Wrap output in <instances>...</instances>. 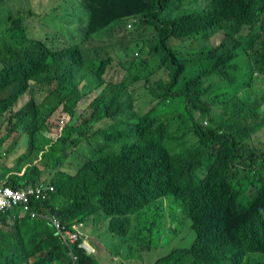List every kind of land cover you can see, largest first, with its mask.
I'll use <instances>...</instances> for the list:
<instances>
[{"label":"trees","instance_id":"obj_1","mask_svg":"<svg viewBox=\"0 0 264 264\" xmlns=\"http://www.w3.org/2000/svg\"><path fill=\"white\" fill-rule=\"evenodd\" d=\"M76 1L81 40L109 43L64 39L61 49L54 44L63 40L58 34L32 38L22 13L3 11L7 0H0V118L10 112L19 120L8 135H21L10 153L21 127L33 151L18 155V165L2 168L0 177L13 173L8 184L14 187L38 183L21 174L30 163L41 174L50 159L56 190L36 208L68 225L102 215L120 234L140 215L148 222L146 208L173 195L197 237L154 264H264V152L252 144L264 129V88L257 89L264 82V0H192L193 6L188 0ZM132 18L140 38L127 27ZM222 31L224 39L214 45L211 39ZM183 40L190 51H182ZM133 42L137 51L127 60L114 54L117 46L128 54ZM115 68L118 75L109 77ZM33 81L47 96L14 113ZM221 85L226 113L215 118L220 96L213 93ZM90 92L97 95L78 115ZM60 109L68 122L55 125ZM54 128L61 131L55 143L45 137ZM6 141L1 138L0 147ZM74 146L77 170L69 174L59 162L62 156L69 161ZM78 244L74 263L47 220L21 216L20 207L0 212V264H100Z\"/></svg>","mask_w":264,"mask_h":264},{"label":"rangeland","instance_id":"obj_2","mask_svg":"<svg viewBox=\"0 0 264 264\" xmlns=\"http://www.w3.org/2000/svg\"><path fill=\"white\" fill-rule=\"evenodd\" d=\"M7 0V5L4 6V10L7 12H21L23 17L26 19V25L28 27V33L30 37L36 39H47L54 38L56 33L61 34L64 39L72 42L79 43L82 46L105 44L109 42H104L100 40H87L83 42L81 37L84 35V30L81 25L82 21L80 20L81 7L76 0ZM187 5L193 6L192 0L187 1ZM32 14H31V13ZM131 30V35L136 38H140L142 31L129 28ZM121 36H124V33H120ZM148 37L151 35V30L147 31ZM225 37V32L217 34L211 39V42L214 45L219 44ZM59 41L54 40V44L58 48H63L67 42L65 40ZM125 39H128V36H125ZM153 36H151L150 41H152ZM176 39H172L171 43L174 44ZM118 39H115L114 42H117ZM56 42V43H55ZM143 41H140L142 44ZM136 42H133L129 46L128 54L120 51L116 48L114 54H118L122 59L127 60L129 55L132 54V50L136 49ZM182 51H190V41H182ZM260 54L259 56H261ZM144 57H147L146 55ZM118 75V70L115 68L110 71L109 77H115ZM58 84H55L53 89H56ZM94 86H92L93 88ZM264 82L259 81L257 83V89H263ZM226 89L223 85L219 86L217 90L213 93V97L220 96L216 98V104L213 107V116L215 118H220L226 113L225 105L222 104L224 98L223 94ZM253 94V92H250ZM97 95V92H90L88 95L83 98L78 106L76 111L78 115L82 114L85 109L88 107L89 103ZM247 95V94H246ZM47 96V93H38V98L42 100ZM1 99V98H0ZM126 116H131L132 113L129 110L125 111ZM13 114L7 112L0 118V139L7 137V144L0 147V161L4 164H7L13 158V154L19 153L16 151L20 145L24 148V153L31 152V147H29V137L24 136L25 133H28L24 127L22 129V142L10 153L12 146L21 136L19 133H14L9 137V133L15 128V125L19 120L12 119ZM63 120V122H62ZM51 122L55 125H62L68 122L66 114H63L62 109L58 110ZM209 119L204 120L203 125L205 127L209 126ZM99 126H104L100 124ZM212 126H216V123H213ZM62 127V126H60ZM45 137L48 139H53L55 143L58 138L61 137V131H58L56 128L50 130L45 134ZM253 147H255L260 153L264 152V129L259 131L253 136L252 141ZM38 147H41V143L36 144ZM67 146L66 151L69 149ZM45 148V146H44ZM46 149H43L38 152V156L41 157L46 154ZM33 152V151H32ZM69 161H64V156H62L59 164L62 167H65L69 174H75L76 168L73 166V160L77 158L76 147L69 153ZM46 161V162H45ZM41 165V174H37L34 170L36 164L30 163L26 167H29V172L24 174L25 171L21 174L24 179L32 181L36 178L38 181L44 183H50V179L54 177L56 169H54L53 163L50 159H45ZM41 160H37L36 163H41ZM18 165V161H16ZM16 179H12L13 183ZM9 180L2 179L1 182L8 183ZM242 202L247 204L246 199H242ZM158 207V208H157ZM143 216H147L149 221L145 224L143 223L142 216L133 222L127 227L124 232L117 230L116 232L111 230L110 219L105 218L102 215H97L89 222L88 220L79 226V231L83 242L88 246L86 251L93 256V258L100 264H153L158 259L166 256L172 249L176 246H185L188 247L192 245L195 241V232L190 228V221L187 218V213L184 207H180L179 201L173 196L169 195L166 199L162 201L158 200L156 203L151 204L146 208L145 212L142 213ZM152 223V225H149ZM147 228V229H146ZM90 248V250H89ZM106 253L104 256H102ZM130 255L136 256L133 260L134 263H124V259ZM113 257L121 258L120 261L113 259Z\"/></svg>","mask_w":264,"mask_h":264},{"label":"built area","instance_id":"obj_3","mask_svg":"<svg viewBox=\"0 0 264 264\" xmlns=\"http://www.w3.org/2000/svg\"><path fill=\"white\" fill-rule=\"evenodd\" d=\"M137 20V18H132L128 23V28H132ZM55 190L54 184L42 181L28 187H13L6 185L0 180V212L21 207L24 214H30L33 218L47 220L62 244L68 248L69 255L75 263L77 256L73 249L81 239L79 225H68L63 222L59 215L48 210H38L36 208L39 203L49 200ZM78 247L84 248L85 245H78Z\"/></svg>","mask_w":264,"mask_h":264},{"label":"clouds","instance_id":"obj_4","mask_svg":"<svg viewBox=\"0 0 264 264\" xmlns=\"http://www.w3.org/2000/svg\"><path fill=\"white\" fill-rule=\"evenodd\" d=\"M131 21V20H130ZM138 21V20H137ZM129 23V22H128ZM137 23V22H136ZM136 23H134V25L136 24ZM133 25V26H134ZM127 27H128V24H127ZM129 29V28H128ZM56 34H58V33H56ZM58 35H60V36H62L61 34H58ZM63 37V36H62ZM64 39V38H63ZM66 40V39H65ZM137 55V54H136ZM2 64L0 63V70L2 69ZM32 87H31V89L29 90V92H27L26 94H24L19 100H18V102L15 104V106L13 107V112L14 113H17V112H20V111H22L23 109H25L27 106H28V104L32 101V99H33V97H35L39 102H42L44 99H45V97L42 99V100H40L39 98H38V93L39 92H42V90L40 89V87L39 86H37V84L35 83V81H33L32 83ZM43 93V92H42ZM16 133V132H15ZM14 133H12V134H10V136L9 137H11L12 135H13ZM24 135H27V136H29L28 134H24ZM23 138V136L21 137V139ZM7 144V141L6 142H4L3 143V145H6ZM18 155H22V154H20V153H17V154H15V155H13V157L14 158H16V161H17V156ZM41 165V164H40ZM0 173H1V164H0ZM3 178H1L0 177V180H2ZM41 182V181H40ZM36 184V183H35ZM6 185H8L9 186V184L6 182ZM32 185H34V184H32ZM32 185H30V186H32ZM14 187V186H13ZM21 187H28V186H21ZM175 197V196H174ZM176 198V197H175ZM177 199V198H176ZM178 200V199H177ZM179 201V200H178ZM179 205H180V207H182V205H181V203H180V201H179ZM21 208V207H20ZM184 209H185V207H184ZM12 210V209H11ZM8 211V210H7ZM7 211H4V212H7ZM186 211V210H185ZM186 213H187V211H186ZM24 215H26V214H24L23 212H22V209H21V216H24ZM188 218V217H187ZM77 225H79V226H81V225H83V224H77ZM52 227V226H51ZM80 240H83L82 239V237H81V239ZM80 242V241H79ZM78 242V243H79ZM62 243V242H61ZM78 245H85V247L84 248H80V249H87L88 248V246L84 243V242H82L81 244H78Z\"/></svg>","mask_w":264,"mask_h":264},{"label":"crops","instance_id":"obj_5","mask_svg":"<svg viewBox=\"0 0 264 264\" xmlns=\"http://www.w3.org/2000/svg\"><path fill=\"white\" fill-rule=\"evenodd\" d=\"M25 136V135H24ZM23 136V137H24ZM29 137V136H28ZM21 142H22V139H21ZM49 146L50 145H46V147L47 148H49ZM29 147H31V141H30V137H29ZM16 151H18L20 154H25L24 153V148L23 147H21V145H20V147L16 150ZM27 153V152H26ZM13 155H15V154H13ZM11 161H13V162H9V163H7V164H4L2 161H0V164H1V169L2 168H6V169H13L14 168V166H15V163H16V158H12L11 159ZM12 175H13V173H9L8 175H7V177L6 178H4V179H6V180H9L11 177H12ZM30 185H32V184H27V185H25V186H30ZM106 253H104L102 256H104ZM135 257L136 256H133V255H130L129 257H127V258H125L124 259V263H134V259H135ZM113 259H114V261L115 260H117V261H120L121 260V258L119 257V258H114L113 257ZM156 262V261H155ZM154 262V263H155ZM153 263V264H154Z\"/></svg>","mask_w":264,"mask_h":264},{"label":"bare ground","instance_id":"obj_6","mask_svg":"<svg viewBox=\"0 0 264 264\" xmlns=\"http://www.w3.org/2000/svg\"><path fill=\"white\" fill-rule=\"evenodd\" d=\"M89 250H90V248H89Z\"/></svg>","mask_w":264,"mask_h":264}]
</instances>
